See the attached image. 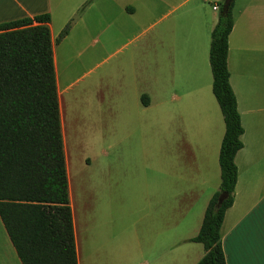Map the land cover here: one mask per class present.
Returning <instances> with one entry per match:
<instances>
[{
	"label": "crops",
	"instance_id": "crops-1",
	"mask_svg": "<svg viewBox=\"0 0 264 264\" xmlns=\"http://www.w3.org/2000/svg\"><path fill=\"white\" fill-rule=\"evenodd\" d=\"M191 1L0 0V23L40 14L50 16L49 30L78 264H90L82 256L83 239L99 232V240L106 241L116 218L130 225L128 231H139L145 237L142 243H138L140 248L142 245L153 247L156 241H161L157 259L144 260L142 264H197L204 255V251L202 253L190 244H199L191 239L199 232L211 194L204 199L202 210L197 209L193 221L183 217L180 209L183 199L180 189L181 152L184 149L193 161L196 157L204 161L203 166L195 169L200 178L201 174L203 179L215 175L225 126L212 93L208 54L210 34L217 22V8L224 0H213L211 8L190 6L171 17L146 40L142 45L144 49L136 53L141 57L147 56L146 66L153 75L156 74L157 92L162 99L159 105L164 108L168 103L172 108L171 115L161 120L173 123V135L167 139L170 142L168 148L173 151L169 156L175 183L173 195L165 191L167 156L162 147L156 150L150 148L148 142H143L148 147L132 148L126 142L132 139L133 133L105 132L95 137L93 191H87L78 171V196L75 199L63 101L74 82L66 81L64 76L62 81L59 72L60 58L61 61L68 60L73 53L89 56L85 60L95 56L101 47L90 49L92 44L100 42L105 28L120 23L128 29L135 22H145L148 27L141 31L144 34ZM232 16L227 69L243 133L240 137L242 147L234 158L237 168L234 201L224 215L221 246L225 264H264V0H234ZM67 25V35L56 42ZM141 33L132 39H137ZM117 38L107 39L106 43ZM136 55L132 58L139 59ZM143 98L146 102L142 101L143 108H150L154 94L149 93V98L143 95ZM162 136L158 145L165 146V135ZM84 165L91 167V160L85 159ZM167 204L172 206L171 211H166ZM184 244L186 246L183 247ZM0 264H21L1 221Z\"/></svg>",
	"mask_w": 264,
	"mask_h": 264
},
{
	"label": "trees",
	"instance_id": "trees-1",
	"mask_svg": "<svg viewBox=\"0 0 264 264\" xmlns=\"http://www.w3.org/2000/svg\"><path fill=\"white\" fill-rule=\"evenodd\" d=\"M223 3L208 54L212 93L225 126L218 156L220 185L191 239L203 246L197 264H225L220 231L234 201V158L242 147L227 69L234 0L227 8ZM49 22V14H40L0 23V221L21 264H78Z\"/></svg>",
	"mask_w": 264,
	"mask_h": 264
},
{
	"label": "rangeland",
	"instance_id": "rangeland-1",
	"mask_svg": "<svg viewBox=\"0 0 264 264\" xmlns=\"http://www.w3.org/2000/svg\"><path fill=\"white\" fill-rule=\"evenodd\" d=\"M211 3L213 0H209V2L192 0L144 34L141 31L148 27V23L133 22L134 25L128 29L117 23L114 27L105 28L100 42L92 44L90 51L101 47L100 51L92 58L85 60L89 56H78L77 53H73L68 60L61 61V58L59 59L61 80L63 81L65 78L66 81L74 82L72 90L65 95L63 101H65L67 142L69 155L72 159L76 200L78 171L82 174L80 178L84 181L87 191L89 193L93 191L96 151L94 146L97 142L95 137L101 133L105 134V132L133 133L132 139L126 142L127 146L132 148L142 149L148 145L156 150L163 148L167 156L165 191L168 195L174 194L175 183L169 161V156H172L173 151L168 148L170 142L167 140L173 135V123L161 120L163 117L171 115L172 108L168 103L164 108L159 105L162 99L157 92L156 74L153 75L150 68L147 67V56L141 57L136 53L140 49H144L142 45L146 43V40L168 23L172 19L171 17L181 14L186 8L194 5L211 8ZM139 33L141 34L137 39H132ZM113 37L118 38L114 42L106 43L107 39ZM133 55L139 56V59H133ZM63 71L64 74H62ZM149 93L154 94L152 106L143 108L141 97L146 95L149 98ZM182 113L184 114V111ZM162 134L165 135V146L158 145V142L163 139ZM143 142H148V145ZM87 158L92 162L89 168L84 165V160ZM197 159L199 160L197 161ZM201 165H204L201 158L196 157L193 161L182 149L180 189L183 199L180 209L183 217L190 221L195 219L197 209L202 210L204 199H208L209 194L212 196L217 192L220 185L218 162L215 164V175L207 176L206 179L202 178V174L200 178L195 171ZM180 189L177 185V191ZM207 201L203 205V210ZM171 210L172 206L167 204L166 211ZM129 226L116 218L114 224L109 228L110 232L106 241L99 240V232L87 236L85 240L83 239L85 242H81L83 259L90 261V264H142L141 262L144 260L157 259L161 248L158 243L161 241H156L153 247L142 245L143 248H140L138 243H142L145 237L139 231H128ZM98 242L101 244L97 245ZM190 247L203 253L200 244H190Z\"/></svg>",
	"mask_w": 264,
	"mask_h": 264
},
{
	"label": "water",
	"instance_id": "water-1",
	"mask_svg": "<svg viewBox=\"0 0 264 264\" xmlns=\"http://www.w3.org/2000/svg\"><path fill=\"white\" fill-rule=\"evenodd\" d=\"M230 1L231 0H224V3H223L224 8L228 7ZM222 200H223V196H220L219 199H218V204H217L218 207L221 205Z\"/></svg>",
	"mask_w": 264,
	"mask_h": 264
},
{
	"label": "built area",
	"instance_id": "built-area-1",
	"mask_svg": "<svg viewBox=\"0 0 264 264\" xmlns=\"http://www.w3.org/2000/svg\"><path fill=\"white\" fill-rule=\"evenodd\" d=\"M204 2H209V0H203ZM214 9H216V7H213Z\"/></svg>",
	"mask_w": 264,
	"mask_h": 264
}]
</instances>
